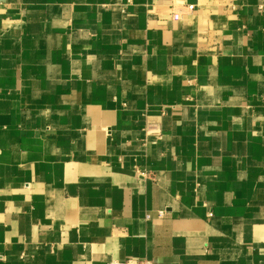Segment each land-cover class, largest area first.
<instances>
[{"label": "crops", "instance_id": "1", "mask_svg": "<svg viewBox=\"0 0 264 264\" xmlns=\"http://www.w3.org/2000/svg\"><path fill=\"white\" fill-rule=\"evenodd\" d=\"M128 258L264 264V0H0V264Z\"/></svg>", "mask_w": 264, "mask_h": 264}, {"label": "built area", "instance_id": "2", "mask_svg": "<svg viewBox=\"0 0 264 264\" xmlns=\"http://www.w3.org/2000/svg\"><path fill=\"white\" fill-rule=\"evenodd\" d=\"M161 214L162 212H160V215ZM109 264H154V262L148 259L128 258L125 260H113L109 262Z\"/></svg>", "mask_w": 264, "mask_h": 264}]
</instances>
